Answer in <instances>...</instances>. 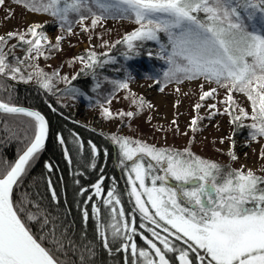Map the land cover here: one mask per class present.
<instances>
[{"label":"snow or ice","instance_id":"1","mask_svg":"<svg viewBox=\"0 0 264 264\" xmlns=\"http://www.w3.org/2000/svg\"><path fill=\"white\" fill-rule=\"evenodd\" d=\"M16 3L33 13L52 16L59 28L69 34L76 25L89 32L109 18L132 20L137 27L110 48L125 45L123 55L132 60L146 42H156L158 51H148L147 56H155L163 61V66L154 65L144 73L145 78L157 85L163 82L165 87L193 80L216 84L227 92L224 113L231 117L235 130L247 127L249 142L264 138V0H16ZM4 5L5 0H0V7ZM42 27L33 23L23 32L0 35V77L25 83L35 79L40 88L51 92L55 79L69 85L71 80L59 77L57 72L46 73L35 63L40 57L48 59L50 51L58 49L64 39L57 37L54 44ZM11 40L16 44L5 51ZM18 46L24 47L23 57L14 54ZM76 59L92 73L116 62L110 53L95 51ZM118 71L126 72L127 78L113 80L114 88L130 90L134 71L128 68ZM100 86L97 82L94 87ZM68 92L74 97L84 95L74 86ZM234 92L246 96L251 113L236 103ZM0 93L7 97L0 95L3 131L8 139L22 144L14 163L0 162V264H97V247L86 240V232L79 237L74 235V222L68 221L70 210L60 207L61 198L51 175L56 167L52 162L45 163L48 175L42 178L48 195L45 191L15 195L45 149L49 120L38 110L17 105L14 90L5 87L2 81ZM216 93V88L203 91L200 100L214 99ZM144 103L141 98V109ZM201 107L200 103L195 105L196 110ZM208 107L216 110L210 112L208 119L220 111L215 103ZM103 115L114 118L107 107L103 108ZM116 115L133 117L135 113ZM6 117L25 119L9 123ZM202 119L200 116L192 119L193 132L200 130ZM245 120L252 123L245 124ZM110 139L130 186L127 195L133 202L131 216L125 211L114 178L113 187L106 190L105 178L101 176L91 185V194L77 204L84 225L90 217L95 219L98 247L107 255L123 253L124 264H264V175L202 158L191 148H161L116 135ZM58 142L66 143L63 136H58ZM75 142L79 153L84 144L78 138ZM90 148L93 158L87 166L96 169L95 157L101 151L95 144L90 143ZM107 154L104 150V155ZM228 154L232 160L238 159L234 151ZM64 155L71 164L67 147ZM88 192V188L81 187L77 195ZM94 198L96 202L91 203ZM32 224L38 231H33ZM138 237L143 246L138 245ZM73 255L75 260L70 259Z\"/></svg>","mask_w":264,"mask_h":264},{"label":"trees","instance_id":"2","mask_svg":"<svg viewBox=\"0 0 264 264\" xmlns=\"http://www.w3.org/2000/svg\"><path fill=\"white\" fill-rule=\"evenodd\" d=\"M48 16L50 20L55 21L52 16ZM109 20L112 21L113 25L105 27L104 24H106ZM86 23L90 24V21H87ZM136 27L137 25H135L130 19L109 18L107 20H104L101 26H97L92 31L85 32V38L88 41V45L86 47H82L78 50H74V48L69 47L64 53H62V55H59V59L57 60V63L55 65H47V71L44 70L46 73L51 74L53 72L59 71L58 69H60L62 66H65L63 68L64 71L60 73L58 72L59 77H63V74L66 76L68 73L75 72V74L72 75L71 79H69L71 80L70 85H62L64 82L62 79H55L53 81L54 88L51 92L40 88L35 79L31 82L25 83L18 80L14 81L6 77H0V81L4 83L5 87L11 86V88L14 90L13 100L16 104H26L38 108L39 110L44 112L45 116L49 120L50 125L49 139L45 144V149L40 154L39 159L32 165L27 176L23 178V185L21 189L15 192V195L17 197H20L23 196L25 192L31 193L33 191H45V194L48 195L46 192L45 181L42 179L47 175L46 168L44 167L45 161L47 160L48 162H52L55 166L57 164L66 165L68 171L58 174H51L52 179L55 181L54 185H56L58 195L60 196V193L64 192L63 197L60 196V198H63L62 200L67 203V207L64 205V210L73 211L72 216L76 218L74 220V223H76L74 224V235L79 237L81 232H86V240L91 242L93 237V244H96L95 247H97L98 253H101L99 257H96L97 264H124L123 253H117L115 255L109 256L104 252L102 248L98 247L99 238L98 236H95V232L80 226V216H77L78 212L76 210L77 206H75V203L80 200V195H77L78 189L88 186L89 183H91L102 173H106L107 176L109 175L108 169L101 171L97 173V175H95L93 173L94 169L88 167L87 165L90 164V161L93 158L91 154L90 143L95 144L97 147H99L100 150H107L108 147L110 148V146H112L109 141L112 135L97 131L98 129H96V127H92L76 121L71 112L68 111L67 108H65V105L58 99V96L72 95L68 92V89L74 86L79 88L84 93V95L75 96L76 100H79L84 106L105 107L108 104V99H111V101H113L114 98L118 97L120 98L121 102L119 108V113H121L124 112V108H127L131 103H134L136 105V111L134 112L135 115L133 117L122 119L123 117L114 115V118H120L121 124L126 125V127L129 129L142 130V128H144L145 126L144 124H146L144 117L145 115H147V111L145 105L143 109L139 107L140 97L135 96L131 89H115L112 84L113 80H121L127 78V73L118 71V69L128 68L134 71L135 78H145L144 73L151 70L154 65L157 68L163 66V61L156 59L155 56H153L152 58H149L147 56L148 51H151L153 53H156L158 51L159 45L156 42H146L144 46L138 50L139 54L134 56L132 60L126 59L123 55V52L126 51L125 45L118 44L115 48H110V45L115 44L117 40H120L123 36L132 32ZM57 28H59V26ZM18 29L19 31L23 30L22 27H19ZM42 29L44 28L42 27ZM73 29L74 31H79L81 30V27L79 25H76ZM162 40L166 42V37H164L163 34ZM11 47L12 46H10L9 48L11 49ZM58 49L60 48L58 47ZM58 49H52L49 55H54ZM89 51H95L98 54L110 53V56L113 57L116 62L108 63L101 68H97L96 72L92 73L91 70L85 68L84 63H81L78 59H76L80 56H86ZM14 54L15 56L21 57L20 52ZM14 62L15 61H13V63ZM29 71H31V69H29ZM73 77L76 78L73 79ZM97 82H99L101 85L98 89L94 87ZM156 86L163 88L164 83L161 82V84H156ZM0 95H4L5 98H7L6 94L4 93H0ZM6 119L9 121V123H11V121L13 120H22L25 118L6 117ZM108 119L111 120L113 118ZM244 123L250 124L252 123V121L245 120ZM3 128L4 125L0 124V140L3 141L0 142V162H7L11 164L15 162L17 155H19L22 144L19 140L8 139L6 133L3 131ZM58 133H60L61 136L65 138L66 147L69 149L70 155L72 156L73 162L71 164L68 163L63 154L62 147L59 144L57 138ZM234 133H239L242 134V136L245 135L246 137H249V129L247 127L236 131L234 125ZM77 138L82 141L85 146V148L82 149L79 153L77 152V144L75 142ZM81 153L84 155L81 156ZM95 158L98 161L99 157ZM217 163L236 169V167L228 162ZM39 165L40 167L36 168ZM83 166H86V169L89 170L86 171V175L91 177V181H81L78 178V173L81 172V168ZM99 169L102 168L100 167ZM76 180H79L80 184H76ZM37 184H39V188H37ZM59 184L62 185V189ZM117 191L119 193L129 191L128 185L123 186L121 184ZM126 197H128V202H125L126 207L129 206L133 209L132 200L128 195H126ZM138 219L139 217H137V222L139 221ZM68 221L73 222L70 220V217L68 218ZM33 231H38V229L33 228ZM137 243L140 246L144 245L143 240L139 237L137 239ZM70 259L75 260L76 256L73 255L70 257Z\"/></svg>","mask_w":264,"mask_h":264},{"label":"rangeland","instance_id":"3","mask_svg":"<svg viewBox=\"0 0 264 264\" xmlns=\"http://www.w3.org/2000/svg\"><path fill=\"white\" fill-rule=\"evenodd\" d=\"M11 9V11H9ZM49 21V22H48ZM33 23H39L43 26V32L56 43L57 37L63 36L64 39L60 41L59 48L54 55H49L48 59L40 57L35 61L39 67L45 71L50 64L55 65L59 59V55L64 53L69 47L78 50L88 45L85 38L86 34L82 30L74 31L69 34L65 30L57 28V23L49 19L48 14L33 13L24 8L22 4H17L14 0H5V5L0 7V35H5L10 31L19 30L22 27L25 31ZM46 24V25H45ZM46 27H45V26ZM113 25L109 20L104 26ZM16 44L15 40L8 43L5 51H8L10 46ZM73 46V47H72ZM21 53V57L25 55L23 46H18L15 53ZM43 64V65H42ZM48 65V66H47ZM65 66H62L57 73L64 71ZM73 73H68L66 77L71 79ZM63 77L65 75L63 74ZM203 84V89L201 85ZM62 85H67L63 82ZM130 89L135 96L143 98L144 105L147 111L145 115L144 128L129 129L126 125L121 124V119L113 118L109 120L103 115V108L99 106H84L73 95H61L58 99L65 105L68 111L76 121L80 123L96 127L97 131L107 133L109 135H116L128 137L134 140H140L150 145L161 148L181 149L191 148L197 155L202 158L209 159L214 162H228L236 169L244 168L251 169L258 175H264L261 169H264V158H261V153H264V138H258L257 141L249 142V137L242 134L234 133V125L231 123V117L224 113L226 104L223 101L226 99L227 92L225 89L218 87L214 83H208L203 80L185 81L182 84H170L163 87L156 86L153 80L147 78L136 77L129 81ZM179 88V91L176 89ZM210 88H216L217 93L215 98H208L201 101L200 96L203 91ZM233 96L236 103L251 113L250 102L244 94L234 92ZM200 103L203 105L199 110L195 109V105ZM215 103L217 109L220 111L208 119L210 112L216 111L209 109L208 105ZM121 102L120 98L116 97L109 104V108L114 115L119 113ZM136 105L131 103L124 112H135ZM118 116V115H117ZM203 117L199 121V131L193 132L190 128L191 121L194 117ZM124 118H131L123 116ZM175 121V124L173 123ZM185 133H187L185 135ZM231 137V139H230ZM111 138V137H110ZM223 140V143H221ZM233 140L235 144L233 146ZM112 145V155L117 160V148L109 140ZM229 151H234L238 156L237 160H232L229 156ZM117 165L119 162L117 160ZM124 172V171H122ZM126 176V174H125ZM127 180V176H126ZM130 188V186H128ZM132 214V208H131ZM139 217V214H136ZM139 220V219H138ZM138 221L137 223H139ZM101 253H98L97 257Z\"/></svg>","mask_w":264,"mask_h":264},{"label":"flooded vegetation","instance_id":"4","mask_svg":"<svg viewBox=\"0 0 264 264\" xmlns=\"http://www.w3.org/2000/svg\"><path fill=\"white\" fill-rule=\"evenodd\" d=\"M59 134V133H58ZM58 134H57V138H58ZM106 146V145H105ZM61 147H62V151H63V154H64V148H63V146L61 145ZM85 148V146L83 147V149ZM98 149H99V147H97ZM106 150V149H105ZM101 151V155L99 156V159H98V161H97V168L96 169H94L93 171V173L95 174V175H97V173H99V172H101L100 171V167L103 169V171L104 170H107L108 169V176H107V174L106 173H102V174H100L98 177H96V179H94L91 183H89V185L88 186H86V188H88L89 189V192L88 193H85V195L84 196H80V200L78 201V202H76L75 203V206H77V204L79 203V204H82L83 202H84V200H85V197L87 196V195H89V194H91V192L93 191L92 190V188H91V185L92 184H94V183H96L97 182V180L101 177V176H104V178H105V180H104V187L106 188V190H110L112 187H113V178L115 179V181H116V184H115V186H116V188L117 189H119V186L122 184L123 186H125V185H128L127 184V180H126V176H125V173L124 172H122L123 170L120 168V166L119 165H117V161H116V159L114 158L115 156H113L112 155V153L111 152H113L112 151V146H110V148L108 147V149H107V155L105 156L104 155V150H100ZM84 154H82L81 153V156H83ZM65 156V155H64ZM40 157V156H39ZM48 161L46 160L45 161V163H47ZM44 163V164H45ZM38 167H40V165L39 166H37L36 168H38ZM82 170H81V172L80 173H78V178L81 180V181H91L90 179H91V177H89L88 175H86L87 174V172L86 171H89V170H87L86 169V166H83L82 168H81ZM66 171H68L67 170V167H66V165H62V164H57L56 165V167H55V170H54V172L52 173V174H58V173H61V172H66ZM46 173H47V170H46ZM83 174V175H80V174ZM47 175H48V173H47ZM60 185V187H61V189H62V185L61 184H59ZM55 187H56V185H54ZM129 186V185H128ZM57 189V188H56ZM128 190H129V187H128ZM128 192V191H127ZM127 192H123V193H120V195H121V199H122V204H123V206H124V208H125V211H126V213L129 215V216H131V207H129V206H127L126 207V204H125V202L127 203L128 202V197H126V195H127ZM63 195H64V192H61L60 193V196H62L63 197ZM63 199V198H62ZM61 199V205H60V207H61V209L62 210H64V207L66 206L67 207V203H65V201L64 200H62ZM49 201H50V195H49ZM96 202V198H94V200H93V202H91V203H95ZM91 203H89V209L91 210ZM65 205V206H64ZM76 210H77V212H78V215L77 216H80L79 217V220H80V226H82L83 228H87V229H89V230H91V231H94L95 232V236H97L96 235V227H95V219L94 218H92V217H90V219H89V221H88V223H87V225H84V223H83V221H82V213H81V211L78 209V208H76ZM73 215V211H69V217H70V220L71 221H73L74 222V220L76 219V218H74V216H72ZM68 217V218H69ZM74 224H76V223H74ZM32 226H33V228H37L38 229V227L35 225V224H32ZM150 235V234H149ZM138 239V238H137ZM96 241V240H95ZM92 243H93V237H92ZM98 243V242H97ZM93 246L95 247L96 246V244L94 245L93 244ZM170 256L172 255V254H169Z\"/></svg>","mask_w":264,"mask_h":264},{"label":"water","instance_id":"5","mask_svg":"<svg viewBox=\"0 0 264 264\" xmlns=\"http://www.w3.org/2000/svg\"><path fill=\"white\" fill-rule=\"evenodd\" d=\"M17 105L22 106V107H26V108H29V109H33V110H38V111H40V112L45 116L44 112H42L41 110H39V109L36 108V107L30 106V105H26V104H17ZM45 117H46V116H45ZM46 118H47V117H46ZM49 129H50V125H49ZM58 136H61V134L59 133ZM46 142H47V141H46ZM62 146H63V148H65V147H66V144H65V145H62ZM17 158H18V155H17ZM17 158H16V159H17Z\"/></svg>","mask_w":264,"mask_h":264}]
</instances>
